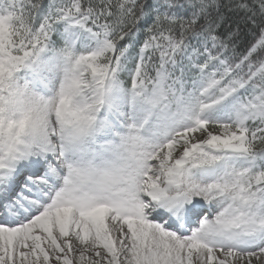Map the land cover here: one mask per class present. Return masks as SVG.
<instances>
[{
	"label": "snow or ice",
	"instance_id": "1",
	"mask_svg": "<svg viewBox=\"0 0 264 264\" xmlns=\"http://www.w3.org/2000/svg\"><path fill=\"white\" fill-rule=\"evenodd\" d=\"M0 264H264V0H0Z\"/></svg>",
	"mask_w": 264,
	"mask_h": 264
},
{
	"label": "trees",
	"instance_id": "2",
	"mask_svg": "<svg viewBox=\"0 0 264 264\" xmlns=\"http://www.w3.org/2000/svg\"><path fill=\"white\" fill-rule=\"evenodd\" d=\"M33 2H35V0H33ZM247 2L251 4L253 2V0H247ZM44 3L47 4L48 3V0H44Z\"/></svg>",
	"mask_w": 264,
	"mask_h": 264
}]
</instances>
